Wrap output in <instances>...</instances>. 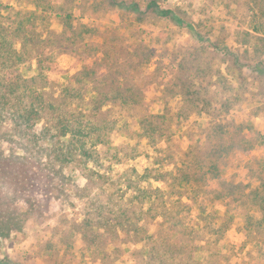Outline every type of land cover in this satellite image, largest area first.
<instances>
[{
  "label": "trees",
  "instance_id": "1",
  "mask_svg": "<svg viewBox=\"0 0 264 264\" xmlns=\"http://www.w3.org/2000/svg\"><path fill=\"white\" fill-rule=\"evenodd\" d=\"M122 2L124 10L142 12L138 2ZM44 6L46 11L10 9L6 15L0 10V132H9L2 124L11 125L53 180L64 182V170L80 169L87 185L96 186L88 219L76 231L92 261L110 264L113 256L124 262L127 249L120 246L140 244L130 252V264H228L222 243L235 217L241 218L238 230L244 235L233 246L238 254L247 245L264 246V157L255 148L264 147V136L242 141L255 148L243 159L235 150L244 144L232 138L239 128L206 130L202 124L194 135L193 126L183 129L179 114L131 115L140 96L121 88L117 73L101 75L94 60L74 74L58 69L59 48L72 46L84 33L71 14L58 13L50 1ZM145 8L184 24L157 0H148ZM51 22L63 29L52 30ZM74 58L81 63L85 57ZM173 130L186 141L184 147ZM13 147L8 155L0 152V171L25 174L30 155ZM144 158L151 160L141 172L130 167L113 174L125 162ZM234 163L244 170L241 181L236 174L223 175ZM110 176L118 177V187L102 181ZM6 221L0 219V234ZM116 241L120 245L108 251Z\"/></svg>",
  "mask_w": 264,
  "mask_h": 264
},
{
  "label": "rangeland",
  "instance_id": "2",
  "mask_svg": "<svg viewBox=\"0 0 264 264\" xmlns=\"http://www.w3.org/2000/svg\"><path fill=\"white\" fill-rule=\"evenodd\" d=\"M47 1L58 13L71 14L84 33L72 46L59 48L63 54L56 57L58 69L74 74L94 60L101 75L117 73L121 88L140 96V102L130 106V114L165 118L179 114L183 129L193 126L194 135L202 124L206 130L214 125L233 132L239 128L232 137L244 144L236 148L237 156L244 159L256 148L257 156L264 157L263 146L252 149L242 142L264 136V0H157L160 9L172 10L182 25L146 10L148 0H0V10L4 15L10 9L46 11ZM120 1L126 6L138 2L142 12L124 10ZM52 23V30L63 29ZM76 54L86 59L80 63ZM2 127L9 132H0V152L8 155L17 144L24 151L18 154L30 159L25 174L0 171V219H7L0 234V264H101L92 261L76 232L88 219L85 213L95 193L96 186L87 185L86 172L67 169L64 182L53 180L36 165L33 152L24 146L27 141L10 131L11 125ZM173 131L184 147V138ZM150 160L125 162L113 174L121 175L130 167L141 172ZM235 166H227L223 175L236 174L241 181L244 170ZM110 177L102 181L118 187V177ZM241 225V218L235 217L222 243L228 264H264V246L247 245L241 254L234 249L244 238L238 230ZM108 245L112 251L120 244ZM120 248L127 249L124 262L112 256L110 264H130V252L141 245Z\"/></svg>",
  "mask_w": 264,
  "mask_h": 264
}]
</instances>
